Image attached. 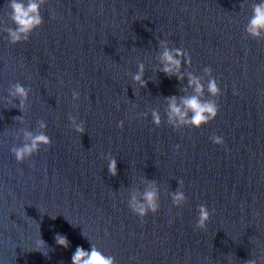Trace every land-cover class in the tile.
Returning a JSON list of instances; mask_svg holds the SVG:
<instances>
[{
  "label": "water",
  "instance_id": "obj_1",
  "mask_svg": "<svg viewBox=\"0 0 264 264\" xmlns=\"http://www.w3.org/2000/svg\"><path fill=\"white\" fill-rule=\"evenodd\" d=\"M259 2L45 0L43 23L11 43L8 0H0V264H71L89 241L117 264H264V32L245 31ZM160 40L190 54L183 81L157 70ZM139 63L146 87L132 79ZM205 66L221 89L219 112L173 130L165 97L192 95L180 90L191 73L204 84L201 99H211ZM17 82L30 89L23 113L9 96ZM71 117L84 121L83 134ZM22 130L43 131L51 144L18 162L10 149L24 142ZM150 182L160 207L142 223L128 201ZM177 190L187 197L179 207ZM200 204L211 213L203 230L194 228ZM40 236L48 255L34 251Z\"/></svg>",
  "mask_w": 264,
  "mask_h": 264
},
{
  "label": "clouds",
  "instance_id": "obj_2",
  "mask_svg": "<svg viewBox=\"0 0 264 264\" xmlns=\"http://www.w3.org/2000/svg\"><path fill=\"white\" fill-rule=\"evenodd\" d=\"M45 0H8L7 7L10 9L9 19L14 24V27H8L5 31L8 34L11 43H17L22 40H28L30 34L37 29L43 23V17L40 14V7ZM245 31L253 36L260 37L264 32V0H260L252 8V15L249 19L248 25ZM160 47L162 51L159 55L160 67L157 69L165 76L175 77L178 82L185 79V74L180 71L181 64L185 66L191 65V57L188 51L181 47H169L167 41L160 40ZM204 73L208 75L207 81V93L211 99H201L204 95V84L201 83L200 77L194 76L191 73L187 74V85L181 87V91H186L187 87L193 88V94L190 96L179 97V103H177V96H166L167 110H166V122L171 126L173 130L179 129L181 126L191 125L192 128H199L204 124L213 120L219 112L218 97L222 94L221 89L218 86L217 80L212 76V68L210 66L204 67ZM144 77V64L139 63L137 65V72L133 75L132 79L138 83L140 87H146L147 81ZM28 88L21 83H15L9 91V96L15 98L18 103L14 106L17 107L21 113L24 111L25 102L28 99ZM235 92V89H234ZM79 98V93L72 92V99ZM189 112L191 115H189ZM16 121H22L23 115L13 117ZM71 123L74 130L77 133L83 134L85 131L84 121L80 123L76 122L74 117H71ZM151 121L155 126H160L161 116L158 110L153 109L151 111ZM123 121L117 123V127L123 128ZM41 129L46 127L44 120L39 121ZM24 142L10 149L14 155L16 161L22 162L26 158L31 157L37 153L42 145L48 146L51 144V139L45 132L33 133L29 130H22ZM209 140L213 144H224L223 137L212 133L209 136ZM180 145H175L176 151H178ZM107 170L110 175L117 174V161L116 158L109 155ZM177 184H183V180H178ZM187 199L184 191L177 190L171 194V203L173 206L179 207ZM159 196L158 191L154 186V182H150L149 188L143 192L142 199L138 200L135 195L131 196L128 201L129 209L138 217L141 218L143 223V217L149 212L156 213L159 210L160 204L158 203ZM214 212L215 210H211ZM197 220L194 225L195 229H205L206 224L210 219V210L204 204L197 206ZM55 219V217H52ZM54 240L56 245L62 246L67 249L70 246V242L65 235L55 234ZM90 251L85 250L82 246H77L75 251L71 255V264H117L116 259L112 255H105L90 241ZM46 242L40 236L35 241V250L46 246ZM44 256L48 253L41 252ZM245 264H258L256 258H250L245 261Z\"/></svg>",
  "mask_w": 264,
  "mask_h": 264
}]
</instances>
